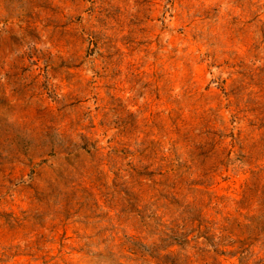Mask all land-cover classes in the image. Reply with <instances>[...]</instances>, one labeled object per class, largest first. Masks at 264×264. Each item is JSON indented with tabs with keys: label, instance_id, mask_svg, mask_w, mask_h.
Segmentation results:
<instances>
[{
	"label": "rangeland",
	"instance_id": "obj_1",
	"mask_svg": "<svg viewBox=\"0 0 264 264\" xmlns=\"http://www.w3.org/2000/svg\"><path fill=\"white\" fill-rule=\"evenodd\" d=\"M0 264H264V0H0Z\"/></svg>",
	"mask_w": 264,
	"mask_h": 264
}]
</instances>
